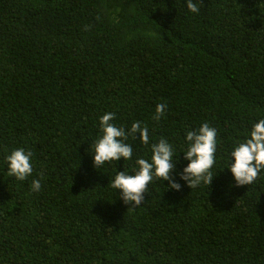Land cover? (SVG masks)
<instances>
[{
  "label": "trees",
  "instance_id": "1",
  "mask_svg": "<svg viewBox=\"0 0 264 264\" xmlns=\"http://www.w3.org/2000/svg\"><path fill=\"white\" fill-rule=\"evenodd\" d=\"M0 0V264H264V172L233 186L226 158L264 119V0ZM166 111L153 120L157 104ZM149 128L131 172L166 138L217 130L209 187L154 178L141 206L111 188L115 169L92 165L99 118ZM31 153L25 181L4 157ZM231 163V161H229ZM41 183L31 191V181ZM109 183V184H108ZM108 185V186H107Z\"/></svg>",
  "mask_w": 264,
  "mask_h": 264
},
{
  "label": "clouds",
  "instance_id": "2",
  "mask_svg": "<svg viewBox=\"0 0 264 264\" xmlns=\"http://www.w3.org/2000/svg\"><path fill=\"white\" fill-rule=\"evenodd\" d=\"M199 0H184L190 13L198 14ZM166 105L157 104L153 120L159 121L165 114ZM115 115L105 112L99 118L100 136L92 147V165L100 169L105 164L114 167L117 161H129L133 157V147L126 142L129 137L137 139L142 145H149V128L139 121H134L125 130L124 126L113 123ZM217 130L207 122L194 129H186L184 134L185 149L175 153L173 145L166 139L150 144V158H137L131 172L116 171L111 180V188L119 194L121 202L127 208L141 206L145 191L154 178L167 182L166 191H179L181 183L172 179L171 173L177 164V155L182 153L186 165L178 174V180L190 189L207 186L212 182L213 166L216 163ZM231 161V163H229ZM7 174L16 181L23 182L32 175L33 165L31 153L23 148H16L4 157ZM231 176L233 186L240 187L254 183L261 172H264V119L255 122L246 133L243 142L238 143L226 158V167ZM109 184V183H108ZM108 186V185H107ZM41 183L37 179L31 181V191L39 192Z\"/></svg>",
  "mask_w": 264,
  "mask_h": 264
}]
</instances>
